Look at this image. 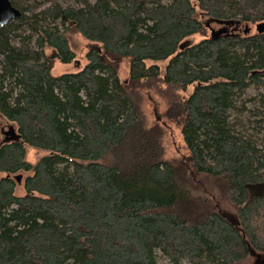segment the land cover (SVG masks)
Returning a JSON list of instances; mask_svg holds the SVG:
<instances>
[{"label": "trees", "instance_id": "obj_1", "mask_svg": "<svg viewBox=\"0 0 264 264\" xmlns=\"http://www.w3.org/2000/svg\"><path fill=\"white\" fill-rule=\"evenodd\" d=\"M10 1L22 15L0 27V116L20 138L0 143V264L264 256V195L248 199L246 188L264 182V96L244 99L264 87V33L213 39L204 23L255 26L264 0H46L38 11ZM74 31L93 44L87 62L54 75L55 60L75 59ZM140 88L165 99L189 167L164 159L163 128L145 122ZM28 147L45 154L32 164ZM196 174L216 183L237 222L197 195Z\"/></svg>", "mask_w": 264, "mask_h": 264}, {"label": "rangeland", "instance_id": "obj_2", "mask_svg": "<svg viewBox=\"0 0 264 264\" xmlns=\"http://www.w3.org/2000/svg\"><path fill=\"white\" fill-rule=\"evenodd\" d=\"M56 1H58L62 6L76 4V0ZM16 2L23 6L30 5V7H32L35 11H38L45 5L49 4V2H47L46 0H16ZM204 23L206 25V36H209L212 30H217L220 28L225 29V31L221 35L240 34L241 32L243 33V30L245 29V25L236 20L223 22L213 20L211 18H206L204 19ZM247 27L249 26L247 25ZM249 28V31L246 33H249L250 31L254 32V25L250 26ZM201 38L202 36L200 35H194L189 38V41L196 42ZM69 43L70 47L74 51L75 59L68 64L60 63L55 60L52 70V73L54 75L61 74L67 71H75L77 68H81L87 62L86 53L89 47L93 44H91L88 40L83 38L80 34L75 31L69 34ZM47 54H49L50 56L55 55L54 51L51 50H48ZM166 62L167 60L158 63L162 68H164ZM128 67V61L123 60L119 68V76L122 80H125L128 77ZM177 92L184 95V93L179 90H177ZM186 92L188 93V91ZM261 96H264V87L250 86L244 94L245 101L249 103L246 105V107H249L250 103L259 100ZM135 100L137 102L138 108L140 109L145 119V122L149 125L158 123L163 128L164 134L162 136V146L164 148V159H166L170 164L174 166L184 165L186 167H189V165H187V158L189 153L182 140L180 128L174 122H168L163 117L166 105L165 99L163 97H159L158 92H156L154 89L148 90L146 88H140L137 92V95H135ZM262 103L264 106V99L262 100ZM236 115V113H232V117L235 118ZM242 115V121H245L247 118V114H243L242 112ZM9 125L11 124L0 116V143L4 138V131L8 129ZM44 154L45 151L41 149L28 147L26 160L34 164ZM21 174L22 177L25 176V174ZM192 177L195 182V191L197 195L201 198H204L209 206H213L216 210L222 212V214L226 216L228 220H234L237 222L234 208L227 201L223 200V196H221L222 199L220 198V190L216 186V183H214V181L212 180H209L203 175L196 174ZM16 192L18 194L22 193V182L18 183ZM207 209L209 208L207 207ZM159 258V261L161 263L166 262L163 257L160 256ZM236 264H264V256L261 253L259 254L256 251L252 250L251 252H249L248 257L245 260Z\"/></svg>", "mask_w": 264, "mask_h": 264}, {"label": "water", "instance_id": "obj_3", "mask_svg": "<svg viewBox=\"0 0 264 264\" xmlns=\"http://www.w3.org/2000/svg\"><path fill=\"white\" fill-rule=\"evenodd\" d=\"M22 13L20 9L12 5L10 0H0V27L5 26L10 21H13L19 17H21ZM249 27L245 25V29L243 30V33H246L249 31ZM255 30L258 33H264V21L258 22L255 24ZM225 31L224 28H220L217 30H212L210 37L215 39L219 35H221ZM182 48V45H181ZM57 56V54L51 56L54 57ZM19 134L16 132L14 126L9 125L8 129L4 131V138L3 141H17L19 139ZM14 179L20 183L22 179V174H16L14 175ZM246 188L248 191V199H252L254 197L263 196L264 195V182H254V183H247Z\"/></svg>", "mask_w": 264, "mask_h": 264}]
</instances>
